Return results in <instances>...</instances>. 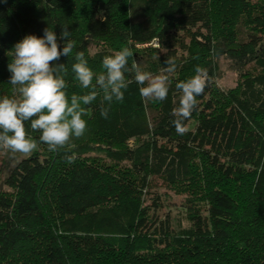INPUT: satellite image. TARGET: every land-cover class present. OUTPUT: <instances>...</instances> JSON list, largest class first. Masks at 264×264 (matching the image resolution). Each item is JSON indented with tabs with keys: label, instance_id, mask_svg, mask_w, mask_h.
<instances>
[{
	"label": "trees",
	"instance_id": "obj_1",
	"mask_svg": "<svg viewBox=\"0 0 264 264\" xmlns=\"http://www.w3.org/2000/svg\"><path fill=\"white\" fill-rule=\"evenodd\" d=\"M63 26L77 42L54 62L65 65L69 97L88 91L72 72L76 51L95 74L123 47L129 66L159 74L172 57L177 70L164 101L143 99L133 80L108 119L101 97L86 106L87 131L67 149L40 144L10 169L0 264H264V0H0V98L13 95L7 53L49 27L62 50ZM220 58L238 74L235 87L216 84ZM197 65L209 84L178 135L175 84ZM155 178L187 193V228L159 215Z\"/></svg>",
	"mask_w": 264,
	"mask_h": 264
},
{
	"label": "clouds",
	"instance_id": "obj_2",
	"mask_svg": "<svg viewBox=\"0 0 264 264\" xmlns=\"http://www.w3.org/2000/svg\"><path fill=\"white\" fill-rule=\"evenodd\" d=\"M44 36L26 35L7 53L11 57L8 71L13 95L0 98V151L15 159L17 155L30 156L40 144L47 145L49 152L67 149L73 139L83 137L87 131L86 106L100 99V115L108 119L113 101L124 100L129 84L139 85L140 96L149 101H164L172 84L170 78L177 70L174 58L168 57L159 74L144 70L141 63L132 59L130 47H123L112 55L104 56L103 71L95 74L88 66L84 51L75 52L72 72L84 94L66 92L67 82L64 64H55L61 56L73 55L77 42L69 39L67 26L59 37L66 41L60 49L55 32L45 28ZM126 74H132L129 80ZM95 78V83L93 80ZM209 84L206 69L197 65L195 74L175 84L179 93L178 106L173 108L171 121L178 135L188 132L185 121L197 108V97L204 94ZM30 121L33 132H39L38 140L29 135L25 123ZM75 157L67 156V163Z\"/></svg>",
	"mask_w": 264,
	"mask_h": 264
},
{
	"label": "rangeland",
	"instance_id": "obj_3",
	"mask_svg": "<svg viewBox=\"0 0 264 264\" xmlns=\"http://www.w3.org/2000/svg\"><path fill=\"white\" fill-rule=\"evenodd\" d=\"M105 2L106 0H99ZM90 51L93 52L94 48L90 47ZM218 71L216 73L215 82L222 88L227 89L235 87L238 83V74L232 69L230 62L226 59L220 58L218 62ZM255 68L252 65L249 69ZM256 69V68H255ZM258 67L256 69L259 70ZM80 139V138H79ZM79 139H73L75 142ZM71 142V143H72ZM24 156L17 155L15 159H10L9 155L3 151H0V191H9V188L5 185V179L10 169ZM153 194L159 195L161 200V210L159 215L168 214L170 216L173 227L178 231L189 226V222L185 218V212L183 210V204L187 193L179 191L178 189H168L162 183L159 178L153 179Z\"/></svg>",
	"mask_w": 264,
	"mask_h": 264
}]
</instances>
